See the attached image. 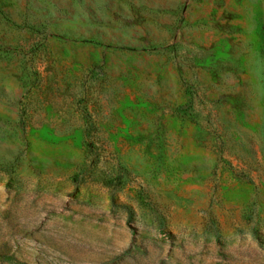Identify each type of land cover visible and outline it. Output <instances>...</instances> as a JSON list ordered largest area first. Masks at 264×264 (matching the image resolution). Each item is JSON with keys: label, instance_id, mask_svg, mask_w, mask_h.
I'll use <instances>...</instances> for the list:
<instances>
[{"label": "rangeland", "instance_id": "1", "mask_svg": "<svg viewBox=\"0 0 264 264\" xmlns=\"http://www.w3.org/2000/svg\"><path fill=\"white\" fill-rule=\"evenodd\" d=\"M0 264H264V0H0Z\"/></svg>", "mask_w": 264, "mask_h": 264}]
</instances>
